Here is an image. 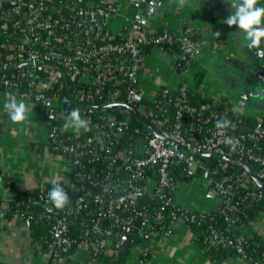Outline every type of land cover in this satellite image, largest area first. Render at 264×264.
I'll return each mask as SVG.
<instances>
[{"label": "built area", "instance_id": "obj_1", "mask_svg": "<svg viewBox=\"0 0 264 264\" xmlns=\"http://www.w3.org/2000/svg\"><path fill=\"white\" fill-rule=\"evenodd\" d=\"M116 9V4L110 0H0V89L42 110L47 120L48 148L52 153L61 154L67 165H79L83 148L94 140L109 150V142L128 130L130 109L115 107L109 110L107 105L131 106L141 119H148V127L158 133L155 135L149 127L150 132L133 144L135 155L131 152L118 154L125 172L120 180L121 193L124 203L131 208L129 213L139 217L137 229H147L143 242L162 238L176 224L199 226L204 223L201 234L207 247L231 248L235 257L246 264H264V261L249 262L242 247L243 236L236 232L227 234L216 224V217L227 225L234 223L244 214L247 203L264 198V123L261 116H255V123L248 129L218 130L216 122L222 118L213 113L205 115L208 105L192 108L183 103L186 86L181 85L172 123H166L165 119L158 121L157 113L142 102L145 99L139 91L137 76L144 47L176 45L180 57L190 65L199 54L200 41L192 37L187 28L178 31L151 29L148 33L147 26L139 19L129 21L118 32H111L106 23ZM72 80H77L80 87H72L67 95L52 91L55 84L68 88L67 81ZM96 94L103 100L101 108L70 105L71 98L88 101ZM167 94L168 88L161 87L162 104L154 105L162 114L166 112ZM148 102L154 103L155 97ZM227 102V110L236 122L247 115L239 112L229 99ZM73 109H79L88 125L97 128V137L87 136L81 142L63 128L57 117L67 116ZM183 113L192 117L187 126L180 123ZM133 132L138 131L134 129ZM225 137L234 138L235 142L229 145ZM101 138L103 144L99 142ZM198 154L214 157L217 162L209 167L196 157ZM172 165H181L183 175L189 180L203 179L215 195L218 207L202 211L176 202L174 193L178 181L171 176ZM74 175L99 188L92 194L93 201L107 196L104 208L91 218L90 230L94 234L108 235L113 225L102 228L100 221L114 218L119 231L127 233V221L116 215L119 203L109 199L112 186L106 181H93L89 174L80 170ZM51 188H38L34 201L50 207L48 193ZM146 194L158 201L150 215L144 207L134 209V204ZM82 199V195L76 197L68 213L78 212ZM165 208L170 209L169 221L167 229L160 233L151 227L159 221ZM2 220L0 212V222ZM48 231L51 236L49 250L64 251L70 241L66 222L55 218ZM83 242L92 257L91 253L97 252L105 239L91 236ZM143 254L132 264H142Z\"/></svg>", "mask_w": 264, "mask_h": 264}, {"label": "crops", "instance_id": "obj_2", "mask_svg": "<svg viewBox=\"0 0 264 264\" xmlns=\"http://www.w3.org/2000/svg\"><path fill=\"white\" fill-rule=\"evenodd\" d=\"M117 6L107 20V28L118 32L136 19L137 12L148 22V33L161 28L178 31L187 28L199 39L200 51L189 65L175 71L179 51L160 45L148 48L142 55L138 71L141 96L151 100L157 90L175 89L179 82L187 88L210 95L212 99L226 98L239 112L264 117V58H257L232 35L238 29L223 21L230 6L224 0H191V5L178 10L177 0H110ZM264 6V0H259ZM139 15V13H138ZM152 29V30H151ZM219 32V37L216 35ZM9 92L0 89V212L10 205L20 204L24 196L51 183L52 179L67 178L68 165L47 145V120L42 110L32 102L17 96L31 111L23 124H13L4 102ZM67 116L57 119L64 124ZM68 129L73 135L97 137V130ZM188 178L178 181L174 199L183 205L210 211L216 208L215 195L202 183L197 186ZM189 185H193L192 189ZM29 196L26 197L28 199ZM241 236L256 235L264 241V214L249 220L236 231ZM128 262L141 253L142 264H213L209 255L197 243L195 233L186 225L176 224L162 238L128 245ZM0 264H98L81 241L72 254L41 249L30 233L28 223L19 218H3L0 222ZM217 264H246L237 257L223 259Z\"/></svg>", "mask_w": 264, "mask_h": 264}, {"label": "trees", "instance_id": "obj_3", "mask_svg": "<svg viewBox=\"0 0 264 264\" xmlns=\"http://www.w3.org/2000/svg\"><path fill=\"white\" fill-rule=\"evenodd\" d=\"M171 49L179 51L176 45L167 46ZM150 47H144L143 53ZM6 70L5 72H8ZM61 81L64 82L63 77H61ZM68 88L66 86H62L61 88L55 84L53 86V92L58 95L68 94L67 91L73 89L72 87L79 88L80 85L77 80L67 81ZM182 85L181 82L177 84L175 89H168V100L166 102L165 113H160V111L155 108V104H162V97H160V89L157 90L155 96V102L151 103L146 100L142 102L146 104L149 108L155 111L156 118L158 121H162L165 119V122L171 124L173 119V112L176 108V104L178 103L176 97H178V88ZM82 88V86H81ZM182 102L187 106L192 108H197L201 104L208 105V109L204 111L205 115L213 113L215 117L224 119L225 117L232 121L234 128L238 130L248 129L251 127L253 123L256 121V117L252 115H246L239 122H236V119L230 115L227 110V99L226 98H217L212 99L210 95L205 93L197 92L192 89L186 87L184 91V96ZM70 105L72 106H92L101 108L103 106V100L100 95L96 94L92 100H80L75 101L71 98ZM106 108V107H105ZM106 109L113 110V108L107 107ZM129 114V127L128 130L123 132V134L118 135L116 138H113L109 142V150H105L100 146L98 141L94 140L93 144H88L83 148V154L80 158L79 165H68V170L66 172V176L68 178V183L64 184L62 180H58L64 190L67 192L69 196V204L64 209H56L52 203H50V207L52 211H47L43 208L42 204L34 201L35 195L38 189L24 196V200L16 205L11 204L9 209L6 212H1L3 218L11 219V218H19L22 221H26L28 223V228L30 230L31 236L37 240L40 244L41 249L46 250L48 244L51 241V236L49 234L50 224L55 220V218H61L64 220L68 226V239L69 243L65 246L63 254H72L78 244L81 241L90 238L91 236L101 237L105 239V244L99 248V250L95 253H91L92 258L98 264H131L128 262V248L126 251H122L119 248L120 245V235L123 234L119 231L118 227H116L117 220L114 218L111 219H102L100 224L102 228H109L110 233L108 235H99L94 234L90 230V220L95 216L97 210L104 208L107 200V196H104L100 199V201H93L92 194L99 191V188L96 186L90 185L88 182L83 180H79L78 177L74 175L77 170L81 172L87 173L90 175V178L93 181H106L109 186H112L111 193L109 195V199H114L117 201L118 208L116 209V215L119 219L125 218L127 221V225L129 226V231L127 232L130 235L129 246L136 244L137 242L143 241V233L147 229L138 230L139 217H134L129 213L131 209L128 205L124 203L123 195L121 193V188L123 184L120 180L123 178L125 172L123 171V166L121 165V161L119 159L118 154H128L129 152L132 155H135V150L133 149V144L140 139L145 133L150 132L148 127V119H141L139 116L135 115L131 111ZM261 120L264 123V117L261 116ZM192 121V117L188 113H183L180 123L183 126L189 125ZM134 129H137L138 132H133ZM94 130H97L94 129ZM74 139H78L81 142L85 141L87 135H73L70 132ZM264 144V142H263ZM260 151V150H259ZM59 154V153H57ZM62 156L61 154H59ZM196 157L205 165L213 166L216 164L217 159L211 156H207L204 154H198ZM230 166V164H229ZM237 169H240L236 166ZM181 165H172L170 167V173L174 180H181L187 178L183 175ZM44 187H52V184L49 183ZM263 190V189H262ZM261 190V191H262ZM87 191V194L84 192ZM264 193V190H263ZM82 195L83 199L81 202V206L79 211L76 213H68V209H70L76 197ZM29 196L28 199L26 197ZM158 205V201L155 197L151 195H143L138 201L134 204V209H140L142 207L147 209V213H151L152 209ZM169 208H165L161 212V216L158 222L152 225L151 229H155L158 232H164L167 229V224L169 221ZM215 214V213H214ZM264 214V198L253 202L247 203L244 208V214L239 215L237 220L227 225L225 221H223L220 217H216V224L220 229H222L227 234L235 233L238 229L241 231L243 225H245L249 220L256 218L258 215ZM84 220V222H83ZM192 229L195 233L197 243L205 250V253L209 255L213 264H217L221 262L223 259L229 257H235L234 251L231 248H223V247H207L202 240L201 229L204 226V223H201L199 226L194 224H183ZM237 233V232H236ZM117 245V246H115ZM243 251L246 254L249 262H263L264 261V241L252 234L249 236H243L242 242ZM88 252V250H86ZM89 253V252H88ZM145 255H142L144 258Z\"/></svg>", "mask_w": 264, "mask_h": 264}, {"label": "clouds", "instance_id": "obj_4", "mask_svg": "<svg viewBox=\"0 0 264 264\" xmlns=\"http://www.w3.org/2000/svg\"><path fill=\"white\" fill-rule=\"evenodd\" d=\"M225 4L230 6L228 17L223 21L229 28L236 27L237 35L242 46L253 52L257 58H264V6H261L259 0H224ZM178 10L191 5V0H177ZM219 37L220 33L216 32ZM10 121L13 124H23L28 120V113L32 109L23 102L18 101L17 96L11 93L6 95L4 102ZM88 121L81 116L79 109H73L68 113L63 128L65 130L86 129ZM216 128L225 131L234 128L232 121L226 117L217 120ZM225 142L229 145L235 142L234 138L225 137ZM52 188L48 193L50 202L56 209H64L69 204V196L61 184L56 180H51Z\"/></svg>", "mask_w": 264, "mask_h": 264}, {"label": "water", "instance_id": "obj_5", "mask_svg": "<svg viewBox=\"0 0 264 264\" xmlns=\"http://www.w3.org/2000/svg\"><path fill=\"white\" fill-rule=\"evenodd\" d=\"M138 13H139V15H138ZM136 16H137L136 19H139L140 22L144 23L145 25H148V22L146 20H144L143 17L140 16V12L139 11L137 12V15ZM178 53H179V56H180L181 52L179 51ZM184 63L185 62H184V60L182 58L178 59L175 62V71L177 73H179L181 71L182 67L184 66ZM107 107H109V108H115V107L122 108V107H126V108L130 109V111L132 113H134L135 115L138 116L137 112L131 106H129V105H118L116 103H111V104H108ZM149 127L153 130V133L155 135H158V133L153 129V127H151V126H149ZM99 142L102 143V144L104 143V141H103L102 138L99 140ZM175 147H177V146H175ZM63 183L64 184H67L68 183V178H64L63 179ZM42 206L47 211H50V212L52 211V208L51 207H49L47 205H42ZM217 207L218 206H216V208ZM83 222H84V220H83ZM129 242H130V235L128 233L121 234L120 235V245H119L120 250L126 251L127 248H128ZM58 251H60V250H58Z\"/></svg>", "mask_w": 264, "mask_h": 264}, {"label": "rangeland", "instance_id": "obj_6", "mask_svg": "<svg viewBox=\"0 0 264 264\" xmlns=\"http://www.w3.org/2000/svg\"><path fill=\"white\" fill-rule=\"evenodd\" d=\"M191 182H197V183H195L197 186H201L202 187V183L204 184V182H203V179H201V178H195V179H193V180H190ZM205 185V184H204ZM192 189L194 188V186L193 185H189ZM177 202V201H176ZM194 209H197V208H194ZM198 210H202V209H198ZM202 211H205V210H202Z\"/></svg>", "mask_w": 264, "mask_h": 264}]
</instances>
